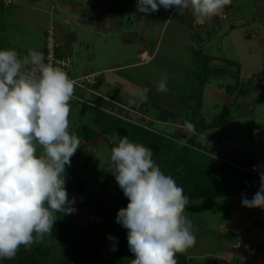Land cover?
I'll use <instances>...</instances> for the list:
<instances>
[{"label": "rangeland", "instance_id": "374dc122", "mask_svg": "<svg viewBox=\"0 0 264 264\" xmlns=\"http://www.w3.org/2000/svg\"><path fill=\"white\" fill-rule=\"evenodd\" d=\"M10 1L0 7V44L7 43V49L16 50L20 57L30 49L41 47L46 28L52 23L59 28L60 24L67 22L66 4L77 8L76 3L88 7L98 2ZM122 2L127 9L121 14L123 23L117 32L104 33L96 27L74 25L79 41L69 51L72 58L70 71L74 77L97 73L99 87H96L98 83L96 86L86 83L85 87L74 85L73 97L69 101L68 131L70 134L77 132L81 143L87 145L83 154L74 158L70 167L66 166L69 198H75L72 169L76 168L84 177L89 173L84 170L86 163L96 164L106 176L114 171L110 156L113 144H118L117 134L127 137L129 134L118 127L119 131L104 136L103 130L108 124L117 127L119 121L176 134L183 142L195 137L210 154L223 157L235 152L255 163L250 168L264 172V82L258 75L264 63L261 49L264 40H257L264 34V0H237L235 4L225 6L228 18L220 19L217 15L209 20L216 25L214 29L209 32L198 29L203 41L190 37L176 18L165 26L160 36L159 23L163 22V12L150 20L152 23L144 29L138 20L144 23L147 18L145 13L137 12V0ZM130 8L133 11H129ZM230 23H235L236 27L231 28ZM247 33H253L255 38L251 40ZM147 39L151 41L149 44ZM157 39L159 44L152 59L140 64L144 61L141 51L153 52V43ZM201 43L205 46L202 47ZM113 67L116 69H111ZM162 73L168 76L167 93L156 91ZM92 87L95 93L90 91ZM144 88L149 89L147 101L142 98ZM200 88H203L202 117L212 125L217 118L221 122L197 133L193 128L188 129L186 122L191 121L193 97ZM130 100L135 103L130 104ZM164 109L177 116L159 120L158 113ZM83 125L98 135L87 141L80 134ZM42 153L43 149L38 147L37 156ZM153 160L156 161L155 157ZM247 171L249 178L260 184V174L249 168ZM197 178L187 179L179 172L173 178L189 198L184 214L194 225L196 244L183 253L191 257L190 264H206L208 261L209 264H264V209L242 206L244 195L236 191L229 195L210 193L205 178ZM86 187L102 194L98 180L86 183ZM119 189L118 184L113 183L111 199L107 203L115 200ZM76 214L79 224H90L98 212L94 208L81 207ZM55 218L51 235H45L28 251L21 245L14 259H2L0 264H31L35 259L41 264H59L72 251V246L59 236L58 212ZM237 241L250 247L249 259L242 258L241 253L233 249Z\"/></svg>", "mask_w": 264, "mask_h": 264}, {"label": "clouds", "instance_id": "9594fccd", "mask_svg": "<svg viewBox=\"0 0 264 264\" xmlns=\"http://www.w3.org/2000/svg\"><path fill=\"white\" fill-rule=\"evenodd\" d=\"M231 3L137 0V11L190 10L196 26L221 15ZM167 81L162 73L156 91L167 93ZM74 85L61 67L45 63L42 52L30 49L20 57L14 49L0 50V260L14 259L21 245L28 251L51 235L55 213L77 211L66 189V166L81 143L68 131ZM148 92L142 91L145 101ZM186 127L194 126L186 122ZM117 140L110 160L129 202L118 209L116 222L127 230L128 248L135 257L131 264H177V253L196 244L194 225L184 214L189 198L171 175L161 171L151 148L119 134ZM38 147L43 149L40 156ZM242 206L264 209V173L252 199L242 196Z\"/></svg>", "mask_w": 264, "mask_h": 264}, {"label": "trees", "instance_id": "16d2710c", "mask_svg": "<svg viewBox=\"0 0 264 264\" xmlns=\"http://www.w3.org/2000/svg\"><path fill=\"white\" fill-rule=\"evenodd\" d=\"M258 75L261 80L264 78V67ZM202 91L203 88L196 91L192 105L194 109L191 111L190 122L193 123V129L197 133L203 128L218 126L221 122L217 118L212 125L202 117ZM176 116L175 112L165 109L158 113V119L161 121ZM118 127L129 134L130 141L143 144L153 150L155 163L165 175H171L174 178L176 173L179 172L187 179L193 180L197 176L199 179L205 178L210 193L213 191L217 194L229 195L236 191L237 194L253 197L260 188V184L249 178L247 171L249 168L253 172L259 173V171L249 167L255 163L243 155L234 152L232 155L225 154L223 157H216L210 154L200 142L196 141L195 137L183 142L176 134L170 135L156 132L153 129H143L122 121H119L117 127L108 124L103 130L104 136L119 131ZM90 131L87 126L83 125L80 134L87 141H91L98 134L96 135V133ZM76 134L78 133L76 132ZM108 140L110 141L109 138ZM86 146V144L80 143V148L71 158V161L82 155ZM114 146H117V144H113ZM239 163L242 165L239 166ZM178 168L180 171L177 170ZM84 170L89 171L85 177L76 168L72 169L71 172V181L74 183V207L77 211L81 207L94 208L98 214L90 224L80 225L76 219L77 211L67 215L58 212L57 228L59 236H61L62 241L65 240L67 244L72 246V251L59 264H131V260L135 257L128 248L127 230L116 222L117 211L121 207L127 206L128 198L119 189L115 200L110 204L107 203L111 199L113 183L116 182L113 175L114 171L110 176H106V172H102L96 164L90 165L89 163L85 164ZM97 180L101 182L102 194L100 195L88 190L86 187V183ZM109 237H115L116 239H110ZM114 248L115 250H113ZM44 252L49 253L46 249H44ZM176 259L177 264H188L191 261V257L184 253H179ZM31 264H41V261L35 259Z\"/></svg>", "mask_w": 264, "mask_h": 264}, {"label": "crops", "instance_id": "0c3cea01", "mask_svg": "<svg viewBox=\"0 0 264 264\" xmlns=\"http://www.w3.org/2000/svg\"><path fill=\"white\" fill-rule=\"evenodd\" d=\"M102 1H104V2H100L98 0V2H96L93 5L88 6V7H82L81 6L82 4L76 3L74 5H76L77 8H73L71 5L66 4L64 11H66L69 14V16L67 17V22L65 24H60L59 28L57 27L56 23L55 24L52 23L49 26V27H51V26L55 27L58 38L61 42L62 48L67 53H69L71 47L73 45H75L74 43L79 41V34L76 30H74V25L84 26V27H89V28L96 27L99 32H104V33H107V32L114 33V32H117L121 28L120 25L123 23L121 14L125 11V9H127V8H125V3L122 2V0H102ZM235 1H237V0H232V4L233 3L235 4L236 3ZM2 3H4V4L11 3V1L10 0H0V7H1ZM55 8L58 9V6L55 5ZM129 11H133V9L130 8ZM134 12L136 13V10ZM160 12H163V16H162L163 22L159 23V28H161L160 36L163 33L165 26H167V24H169V22L173 21L175 18H176V22L179 25H181L182 27H184L186 29V32L190 33V37L198 39V41L199 40L203 41V38L200 35H198L199 34L198 29L199 28H203L205 30L204 32H209L211 29H214V27H216V25L209 22V20L206 23H204L203 25L194 26L193 22H192V16H191L190 10H186L183 14H180L175 8H170V9L166 10L163 7L161 10L159 9V11H157V12H154L151 14L147 13L148 15L145 14L147 20L144 23H142L141 19H139L138 22L141 23V26L144 27V29H145L147 26H149L152 23L150 20L157 18L158 14ZM138 13H140V12H138ZM223 13H226V12L223 10ZM79 17L81 19H79ZM228 17H229V15L227 14L226 18H228ZM127 19L130 20L131 18H127ZM230 25H231V28L236 27L235 23H230ZM49 27L46 28V31ZM216 30L218 31L219 28ZM45 35H46V33H45ZM247 36L251 37V40H252V38H255L253 33H247ZM257 40H259V41L264 40V34L259 35ZM149 42H151V41L147 39L146 43L149 44ZM155 42L156 43H153V45H155L153 47L154 48L153 52H149L148 50H145V49H143L141 51V54L143 52L147 51V53L150 56L148 60L152 59L154 53L156 52L157 46L159 44V39H157ZM208 43H209V41L207 42V44ZM43 44H44V40H43L41 47L43 46ZM6 45H8V44L7 43L0 44V50L7 49L8 47ZM201 45H202V47L205 46L203 43H201ZM41 47H39V48H41ZM35 49H38V48H35ZM261 49H263V52H264V44L263 43L261 44ZM192 50H193V54H194V50H195L194 47ZM148 60H146V61H148ZM146 61L144 60V61H141L139 63L140 64L146 63ZM139 63H136V64H139ZM263 67H264V63H263ZM263 67H262V69H263ZM111 69H116V68L113 67ZM261 70H259L258 73ZM263 82H264V78H263ZM96 87H99V80H98V84ZM229 88H230V84L228 86V90H229ZM76 219H77V217H76ZM78 220H79V216H78ZM80 225H85V224H80Z\"/></svg>", "mask_w": 264, "mask_h": 264}, {"label": "built area", "instance_id": "2783aa9c", "mask_svg": "<svg viewBox=\"0 0 264 264\" xmlns=\"http://www.w3.org/2000/svg\"><path fill=\"white\" fill-rule=\"evenodd\" d=\"M220 19H224L227 17L226 13H222L219 15ZM35 51L42 52L44 54L45 58V63L52 64L54 66H59L61 67L67 74L68 76L75 81V85H79L82 87H85L86 83L92 84L96 86L98 83V74L97 73H91L88 75H85L83 77H74L70 71V65L72 58L69 53H67L61 45V42L58 38L56 29L54 26H51L50 28L47 29L46 35L44 38V44L41 48L38 49H33ZM27 54V53H26ZM25 53L21 56H25ZM142 57L144 58L143 60H148L149 59V54L147 51L142 53ZM90 91L96 92L94 88H89ZM233 249L241 253L242 258L244 259H249L250 258V247L247 245V243L242 244V242L237 241L233 244ZM190 264V263H188Z\"/></svg>", "mask_w": 264, "mask_h": 264}, {"label": "water", "instance_id": "95a60500", "mask_svg": "<svg viewBox=\"0 0 264 264\" xmlns=\"http://www.w3.org/2000/svg\"><path fill=\"white\" fill-rule=\"evenodd\" d=\"M209 263H210V261L206 262V264H209Z\"/></svg>", "mask_w": 264, "mask_h": 264}]
</instances>
